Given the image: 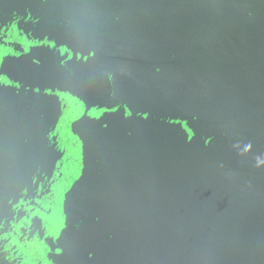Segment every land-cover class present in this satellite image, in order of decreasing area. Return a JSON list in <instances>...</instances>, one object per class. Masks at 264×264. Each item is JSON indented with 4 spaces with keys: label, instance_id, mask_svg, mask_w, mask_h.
Returning <instances> with one entry per match:
<instances>
[{
    "label": "water",
    "instance_id": "water-1",
    "mask_svg": "<svg viewBox=\"0 0 264 264\" xmlns=\"http://www.w3.org/2000/svg\"><path fill=\"white\" fill-rule=\"evenodd\" d=\"M0 264H264V0H0Z\"/></svg>",
    "mask_w": 264,
    "mask_h": 264
}]
</instances>
